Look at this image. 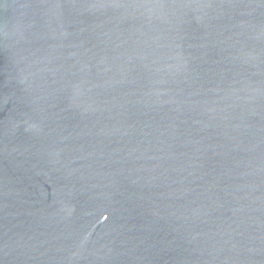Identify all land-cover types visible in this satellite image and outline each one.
Masks as SVG:
<instances>
[{
  "label": "water",
  "instance_id": "obj_1",
  "mask_svg": "<svg viewBox=\"0 0 264 264\" xmlns=\"http://www.w3.org/2000/svg\"><path fill=\"white\" fill-rule=\"evenodd\" d=\"M0 264H264V0H0Z\"/></svg>",
  "mask_w": 264,
  "mask_h": 264
}]
</instances>
